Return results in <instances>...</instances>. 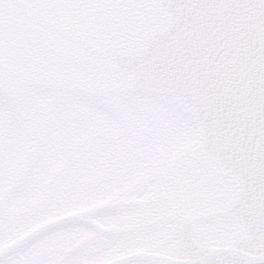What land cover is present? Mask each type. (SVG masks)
I'll return each instance as SVG.
<instances>
[{
  "label": "snow or ice",
  "instance_id": "1",
  "mask_svg": "<svg viewBox=\"0 0 264 264\" xmlns=\"http://www.w3.org/2000/svg\"><path fill=\"white\" fill-rule=\"evenodd\" d=\"M0 264H264V0H0Z\"/></svg>",
  "mask_w": 264,
  "mask_h": 264
}]
</instances>
